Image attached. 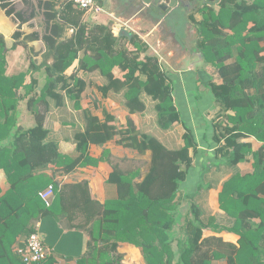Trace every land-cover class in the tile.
<instances>
[{"label":"trees","instance_id":"obj_1","mask_svg":"<svg viewBox=\"0 0 264 264\" xmlns=\"http://www.w3.org/2000/svg\"><path fill=\"white\" fill-rule=\"evenodd\" d=\"M42 3L50 28L43 37L47 49L43 63L31 59L26 71L10 76L6 57L10 50L0 36V170L10 185L5 193L0 188V264H24L16 249L47 217L56 221L66 217V227L87 233V251L77 264H124L125 256L119 252L122 243L139 248L145 264L221 260L264 264V0H221L218 12L203 5L195 11L202 16L196 22L198 48L220 78L219 83L212 79L208 83L218 109L213 122L214 164L235 170L254 160L251 171H236L220 193V209L230 218L229 227L194 202L211 185L201 178L196 191L189 194L184 189L194 165L191 150L198 153L194 134L185 125L184 145L168 148L142 133L131 118L126 128L119 129L116 117L106 110L103 120L84 110L85 128L74 136V151L62 153L53 128L47 125L48 114L52 106H66L67 100L81 110L86 77L96 72L106 81L98 87L103 97L123 94L130 114L144 113L147 97L155 103L161 130L169 131L183 121L174 83L145 42L137 36L116 37L110 26L85 19V11L71 0ZM3 7L8 9L9 3ZM14 12L12 8L8 15ZM18 18L25 21L21 14ZM68 29L74 31L71 38H66ZM22 36H14L18 42L12 49L28 48L41 38L34 33L20 41ZM22 107L33 117L32 127L20 124ZM114 138L140 155L151 152L145 175L141 169L127 174L114 168L107 183L115 186L116 196L104 205L87 198L81 184L58 191L57 174L75 172L91 159L90 145H104ZM248 138L263 145L254 151L251 143L244 142ZM50 167L53 176L45 173ZM50 185L56 195L47 203L41 194ZM79 217L82 222L76 225ZM222 233L237 235V244L226 241ZM46 260L40 264H53L52 259Z\"/></svg>","mask_w":264,"mask_h":264},{"label":"crops","instance_id":"obj_2","mask_svg":"<svg viewBox=\"0 0 264 264\" xmlns=\"http://www.w3.org/2000/svg\"><path fill=\"white\" fill-rule=\"evenodd\" d=\"M183 2L184 5L173 11L166 18V14L162 13L158 8H143L139 0H97V5L102 9V12L95 15H85V19L99 25L110 26L111 29L116 24H120L133 34V37H139L141 41L149 46V54L160 59L162 68L167 73L168 78L174 83V97L183 124L175 126L169 131L161 130L156 124L155 103L147 97H145L147 110L142 114H130L123 104V94L111 93L107 98L103 97L98 87L103 86L106 81L100 73L96 72L91 74L90 77L87 76L88 79L86 77L88 87L85 92V98L81 102V110L76 109L70 101H66V106L62 108L52 106L48 114L47 125H51L53 128L57 140L61 143L60 147L63 154L71 155L76 147L75 134L78 131H84L85 119L83 111L89 110L94 116L103 120V111L106 110L116 117V126L119 129L126 128L127 120L131 118L142 133L156 137L166 147H168L166 143H173L168 148L184 145L182 137L185 133V126L192 130L198 153L194 155L193 150H191L194 165L188 180L184 184V189H187L186 191L189 194L196 191L201 178L204 180L206 170H209L210 167H212L211 171L219 170L214 164L217 146L212 139L213 122L218 109L215 108L214 97L208 88V83L211 79L219 83L220 78L215 68L206 61L203 53L198 48L199 36L196 22L201 21L202 16L195 11L203 3L196 0H183ZM203 6L214 8L217 12L220 7L219 3ZM60 8L61 4L56 9L59 10ZM180 12L185 13V23L182 20L183 16H180ZM191 16H195V20H190ZM10 19L6 15V9L0 8V36L5 38L9 50L14 46L13 33H9L8 24L12 21ZM17 29L15 27V30ZM26 34L30 35L27 32ZM72 36L73 31L66 38H71ZM32 45L33 42L27 50L18 46V49H20L18 54L22 55L24 49L29 53V64H26L22 69H18L19 73L28 69L31 59L39 64L44 61L43 56L46 52L36 53ZM51 62L53 60L48 63L50 64ZM77 66L78 62L75 63L68 74L70 75ZM20 124L24 128L34 125L33 117L24 107H22ZM244 142L251 143L254 151L263 145L255 138H248ZM89 155L91 159L87 160L85 165H82L69 175L57 174L55 181L59 192L64 190L65 185L81 184L87 198L96 199L100 204L104 205L107 200L116 196L115 186L107 183L115 170L114 168L127 174L141 169L145 175V165L150 161L151 152L140 155L136 150L119 145L117 138H114L104 145H90ZM253 165L254 160L250 158L247 162L240 164L235 170L225 166L222 167L221 171H228L231 175L221 176L219 181H207V185H211V188L197 194L194 202L206 214L208 213V216L216 217L219 223L228 227L232 226L230 222H227L229 217L227 218L220 209V193L224 183L236 171H251ZM45 173L53 176L54 168H48ZM144 175L139 181L143 180ZM0 188L2 193H5L10 188L3 170H0ZM55 195L54 193V197ZM57 210L59 211L60 208ZM214 211L217 212L218 216L213 214ZM81 220L80 217L76 218L74 223L77 225V223L82 222ZM66 222H68L66 217H62L60 221L47 217L38 223V229L44 244L50 251V256L46 262L52 259L53 264H77L78 259L87 251L88 235L85 230L77 228L70 230L65 226ZM207 234L209 235V233ZM220 236L226 241L236 244L239 240V237L232 233H222ZM119 252L125 256L124 264H145L141 250L134 245L122 243L120 244ZM221 262L226 264L225 260L217 261L213 264H220Z\"/></svg>","mask_w":264,"mask_h":264},{"label":"water","instance_id":"obj_3","mask_svg":"<svg viewBox=\"0 0 264 264\" xmlns=\"http://www.w3.org/2000/svg\"><path fill=\"white\" fill-rule=\"evenodd\" d=\"M20 1H21V6H22V0H20ZM131 1H134V0H131ZM139 1L142 4L143 8H148V9L150 7L158 8L162 13L166 14L165 18L168 15H170L173 11L179 9L182 5H184L183 0H139ZM196 1H201L203 3V5H209L210 6V5H215V4L219 3L221 0H196ZM5 4H7V0H0V8L6 9V15L9 16L14 22H17L18 20H17V17L15 14L8 15V9L3 7ZM10 4H14V3L10 2ZM24 6L26 7V4H24ZM42 12L45 13L44 11H42ZM42 17L39 18L38 20L36 18L33 21V23L36 26L34 28L30 27L29 23H26L24 25H21V23H20V26L23 28L29 29L30 34H32L34 32V33H38L40 35V37H42L43 36L42 30L40 27H38L39 23L42 22V19H43ZM112 32L116 37H121V38L126 37L129 39L133 38V34H131L126 29H124L120 24H116L114 27H112ZM43 37L40 40L33 42L34 52L44 53L47 51L46 44L43 40Z\"/></svg>","mask_w":264,"mask_h":264},{"label":"built area","instance_id":"obj_4","mask_svg":"<svg viewBox=\"0 0 264 264\" xmlns=\"http://www.w3.org/2000/svg\"><path fill=\"white\" fill-rule=\"evenodd\" d=\"M86 14H98L102 9L97 5V0H71ZM54 195V186L50 185L41 197L45 202H49ZM37 224L36 232L32 233L25 242L23 247L17 248L16 252L24 264H40L50 256V251L46 248L44 240L39 232Z\"/></svg>","mask_w":264,"mask_h":264},{"label":"rangeland","instance_id":"obj_5","mask_svg":"<svg viewBox=\"0 0 264 264\" xmlns=\"http://www.w3.org/2000/svg\"><path fill=\"white\" fill-rule=\"evenodd\" d=\"M100 1H102V0H100ZM207 9V8H206ZM180 16H183L182 17V20L184 21V23H185V13L184 12H180ZM10 21H11V19H10ZM13 21V20H12ZM11 21V22H12ZM11 22H9V28H10V30H9V33H13V35L15 36L17 33H22L23 34V36H22V38L20 39V41H23L24 39H25V35H24V33L25 32H27V33H30L29 32V29H26V28H23V27H21L20 26V22L19 21H17L16 23L13 21L12 23L14 24H12ZM94 23V22H93ZM94 24H98V23H94ZM15 27H16V29L17 30H15ZM19 30V31H18ZM198 30V29H197ZM72 31L73 30H71V29H68L67 31H66V36H69L70 34H72ZM74 32V31H73ZM12 35V39H14V36ZM29 35V34H28ZM18 42V40H15L14 39V42H13V45H15L16 43ZM32 43V42H31ZM31 43H29L28 44V48H25L23 45H20L21 46V48L22 47H24L26 50L27 49H29V45L31 44ZM19 46V47H20ZM19 47H17V48H15V49H11L8 53H7V55H6V57H7V61H8V64H9V70L7 69V73L10 75V76H12V75H15V74H18L19 73V71H18V69H22L24 66H26V64H29V62H28V57H29V53H28V51H26L25 49H24V52L22 53V55L21 54H18V52H20V49H18ZM32 47H33V49H34V46L32 45ZM16 51H17V54H16ZM199 67V66H198ZM72 70V68L69 70V72ZM18 71V72H17ZM99 73V72H98ZM88 77H90V75L88 76ZM88 77H87V79H88ZM68 101V100H67ZM70 103H72L71 101H70ZM73 105H74V103H72ZM166 144H168V147H170V144L169 143H166ZM173 144V143H172ZM171 144V145H172ZM176 146H177V143H176ZM211 168L212 167H210V169L209 170H206V172H208L207 174H206V172H205V174H204V180L207 182V181H219V178L221 177V176H228V175H231V173H229L228 171H221V169H219V170H214V171H211ZM209 174H211L210 176H209ZM213 214H216L217 216H218V214H217V212H213ZM208 215V214H207ZM223 262H221L220 264H222Z\"/></svg>","mask_w":264,"mask_h":264},{"label":"flooded vegetation","instance_id":"obj_6","mask_svg":"<svg viewBox=\"0 0 264 264\" xmlns=\"http://www.w3.org/2000/svg\"><path fill=\"white\" fill-rule=\"evenodd\" d=\"M8 2H9L8 10H10L12 8L14 9V11H15L14 13L17 16V20L21 23V25L29 23L30 27L34 28L36 26L33 23V21L36 18L38 20L39 18H41L43 16L42 17L43 18L42 22L39 23L38 27L41 28L43 36H45L47 34V32L50 29L49 28V24H48V20H47V17H46L47 10L44 7L43 3L41 5V0H22V6L23 7L21 6V1L20 0H7V3ZM10 2H13L14 4H10ZM23 3L26 4V7L24 6ZM42 11H44L45 13H43ZM18 14H21V16L24 18L25 21H23L22 19L18 18ZM32 34H34V32ZM24 35L29 36L28 34H26V32L24 33Z\"/></svg>","mask_w":264,"mask_h":264}]
</instances>
